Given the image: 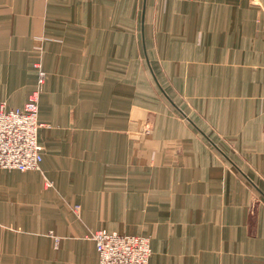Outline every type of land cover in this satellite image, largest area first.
<instances>
[{"label": "crops", "instance_id": "obj_1", "mask_svg": "<svg viewBox=\"0 0 264 264\" xmlns=\"http://www.w3.org/2000/svg\"><path fill=\"white\" fill-rule=\"evenodd\" d=\"M36 63L42 161L0 169V264H96L101 229L148 264H264V0H0L4 110Z\"/></svg>", "mask_w": 264, "mask_h": 264}, {"label": "built area", "instance_id": "obj_2", "mask_svg": "<svg viewBox=\"0 0 264 264\" xmlns=\"http://www.w3.org/2000/svg\"><path fill=\"white\" fill-rule=\"evenodd\" d=\"M37 88L31 92L22 108L4 110L0 106V169L38 171L43 149L37 142L38 88L43 83L45 73L38 63ZM78 212L79 207L73 208ZM54 245L57 238L50 233ZM86 238L94 242L97 253L96 264H148L151 254L149 239L143 236L120 235L104 229L91 232Z\"/></svg>", "mask_w": 264, "mask_h": 264}, {"label": "rangeland", "instance_id": "obj_3", "mask_svg": "<svg viewBox=\"0 0 264 264\" xmlns=\"http://www.w3.org/2000/svg\"><path fill=\"white\" fill-rule=\"evenodd\" d=\"M37 73H38V71H37ZM38 91H39V88H38ZM39 96V95H38ZM37 111H38V104H37ZM152 120L151 119H147V120H145L144 122H143V125H142V128H147V127H152Z\"/></svg>", "mask_w": 264, "mask_h": 264}]
</instances>
